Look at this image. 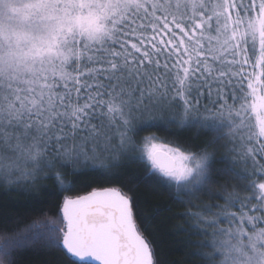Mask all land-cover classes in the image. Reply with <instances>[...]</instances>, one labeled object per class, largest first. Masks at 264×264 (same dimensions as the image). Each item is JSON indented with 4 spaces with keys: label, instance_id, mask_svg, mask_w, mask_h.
<instances>
[{
    "label": "snow or ice",
    "instance_id": "1",
    "mask_svg": "<svg viewBox=\"0 0 264 264\" xmlns=\"http://www.w3.org/2000/svg\"><path fill=\"white\" fill-rule=\"evenodd\" d=\"M140 185L187 264H264V0H0V264H162Z\"/></svg>",
    "mask_w": 264,
    "mask_h": 264
},
{
    "label": "trees",
    "instance_id": "2",
    "mask_svg": "<svg viewBox=\"0 0 264 264\" xmlns=\"http://www.w3.org/2000/svg\"><path fill=\"white\" fill-rule=\"evenodd\" d=\"M155 134L160 136H165L166 134L153 130ZM146 135L152 133H145ZM191 135H196L192 133ZM168 139H173L172 137H167ZM208 139V136H200V142ZM99 178L95 174L85 175L79 178V183L77 184V191L74 193H65V195H83L86 194L91 188L85 187V185L91 184L92 187H98L95 183ZM48 185L47 189L38 188L35 193L30 194L32 198L49 201L50 193L55 191L52 187L51 181H44ZM107 186V185H104ZM131 186V185H130ZM137 196L141 200H145L146 203L142 205L144 209L145 217H154V219L146 220L145 225L147 232L151 233L154 243L159 252L162 264H187L188 257L186 256V251L180 241L188 239V234L181 232L178 235H174L176 232L177 226L185 223L183 219L176 218L180 213L186 211L183 206L176 205L168 196L167 193L157 194L151 188L144 185H140L137 189ZM11 199L14 201H21L22 203L19 206H13L9 209L10 213L15 217H21L29 214V198L17 193H11ZM60 199V198H57ZM5 201L0 199V204H3ZM55 202V201H53ZM208 202V201H205ZM199 203V202H197ZM28 205L25 207L24 205ZM41 208H49V203H44L38 205ZM171 207V211L167 209ZM56 209H53L52 212H49V216H52ZM173 217L172 219H168ZM45 219L44 215L41 213H36L32 215V220H42ZM32 220L27 221L26 223H31ZM34 250H24L20 255V264H68L66 258L62 259V253L56 251H49L46 249H41L38 245L33 246ZM89 264H94L89 262Z\"/></svg>",
    "mask_w": 264,
    "mask_h": 264
},
{
    "label": "water",
    "instance_id": "3",
    "mask_svg": "<svg viewBox=\"0 0 264 264\" xmlns=\"http://www.w3.org/2000/svg\"><path fill=\"white\" fill-rule=\"evenodd\" d=\"M90 262H92V263H94V264H97V262H95V261H90Z\"/></svg>",
    "mask_w": 264,
    "mask_h": 264
}]
</instances>
